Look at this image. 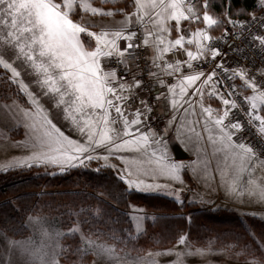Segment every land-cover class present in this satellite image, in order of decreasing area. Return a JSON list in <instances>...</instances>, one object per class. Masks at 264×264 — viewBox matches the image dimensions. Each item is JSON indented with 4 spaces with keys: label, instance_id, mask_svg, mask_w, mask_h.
<instances>
[{
    "label": "snow or ice",
    "instance_id": "snow-or-ice-1",
    "mask_svg": "<svg viewBox=\"0 0 264 264\" xmlns=\"http://www.w3.org/2000/svg\"><path fill=\"white\" fill-rule=\"evenodd\" d=\"M133 5L136 12L127 17L120 28L96 32L70 18L76 7L93 15H113L110 11L91 7L88 0H0V68L5 70L7 82L15 84L18 92L26 97L28 105L22 107L13 101L12 105H0V108L15 109L27 117L31 121L27 126L41 149L17 164L28 167L60 165L63 172L65 168H87L92 160L118 156L127 165L119 179L128 189L155 192L167 186L133 179V175L139 177L142 172L153 180L164 176L183 183L181 170L193 168L195 171L196 162L167 163L166 137L172 129L177 132L183 129L202 139L201 132L197 131L199 125L208 133L207 140L214 146V154L223 151L228 158L226 150H232L235 153L232 159L243 161L239 171L250 175L245 165L253 159L258 160L259 154L243 140L253 130L264 137V79L257 81L244 68L226 67L222 59L212 63L222 54L212 45L208 32L197 29L187 33L181 27L183 21L202 20L208 29L224 23L227 25L225 31L230 32L233 25L241 22L228 16L222 20L214 18L209 12V0H203L202 4L200 0H133ZM257 7L264 10V0H259ZM257 24L264 29V17L253 15L251 20L244 22L241 26L245 31L241 35H245L250 44L258 42L264 46V35L252 31ZM172 31L176 32L175 39L170 38ZM82 34L87 40L82 39ZM145 48L152 50L148 75L166 89L161 96L170 100L171 115L159 131L152 124L156 119L152 115V103L140 95L143 78L139 74L141 55L138 50ZM177 51L183 52L185 58L166 59L168 53ZM109 61L114 66H109ZM206 64L208 70H205ZM22 72L29 78L28 83L21 79ZM260 76L264 77V71ZM237 78L243 81L239 90L236 84L229 83ZM245 89H251L252 94L243 95ZM205 96L218 100L222 109L206 105ZM155 99L159 102L160 97ZM50 110L63 114L84 137V142L65 135L49 118ZM187 115L194 119L186 120ZM218 141L221 148L215 147ZM98 149L108 156L99 154ZM123 152L137 153L142 161L126 160L118 155ZM132 165L136 168L130 171ZM247 191L264 197V187L249 186ZM162 194L182 206L178 194L171 191ZM133 211L143 213L144 210L133 207ZM133 219L139 230L145 217L137 215ZM180 219L191 223L190 216ZM187 242L183 235L178 240L180 245ZM259 246L264 249V244ZM250 264H259L254 254Z\"/></svg>",
    "mask_w": 264,
    "mask_h": 264
},
{
    "label": "trees",
    "instance_id": "trees-1",
    "mask_svg": "<svg viewBox=\"0 0 264 264\" xmlns=\"http://www.w3.org/2000/svg\"><path fill=\"white\" fill-rule=\"evenodd\" d=\"M258 10L256 0H227V4L225 0H209V12L217 18L225 14L232 20L241 21ZM79 12V8L76 7L72 15L77 17ZM82 39L87 40L83 34ZM86 46L88 47L87 44ZM125 187L124 182L108 169L90 171L82 167L67 168L52 175L30 173L24 168L3 170L0 172V229L12 237L27 235L29 230L25 218L29 214L55 216L63 228H70L75 220L79 219L80 227L86 234L112 243L116 248H126L132 252L142 251L149 242L147 236H161L164 231L174 229L176 219L182 214L176 213L177 203L170 197L128 190ZM130 199L142 201L144 204L149 201L154 205L159 203L162 210L166 208L165 206L170 210L167 211L168 214L155 216L160 219L148 221L150 225H146V228L147 233L151 231L149 234L135 236L131 233L128 218L125 219L126 212L121 209ZM189 216L190 228L195 218H200L203 224L198 227L205 230H209V224H216L215 230L209 231L216 233L224 244L240 243L234 239L243 233L245 235L246 232L242 216L229 209L214 208L210 211L203 209ZM246 219H250L249 224L254 233L261 238L264 234V221L254 215H247ZM206 223L208 225L205 227ZM120 224L124 228H120ZM156 226H160L161 229L152 231ZM61 239L65 249L60 254L62 260L70 264H84V260L88 259V253L82 251L77 232H67ZM252 239L248 241L256 245L254 242L256 240ZM241 243L246 245L245 242ZM257 246L258 244L254 247Z\"/></svg>",
    "mask_w": 264,
    "mask_h": 264
},
{
    "label": "rangeland",
    "instance_id": "rangeland-1",
    "mask_svg": "<svg viewBox=\"0 0 264 264\" xmlns=\"http://www.w3.org/2000/svg\"><path fill=\"white\" fill-rule=\"evenodd\" d=\"M226 15L222 14L221 16L214 17L218 20H222ZM74 18L77 19L76 16ZM213 30L216 29L222 34V23H218L213 26ZM215 37L218 39L220 37ZM95 46V43H94ZM94 48V47H93ZM147 56V55H146ZM148 59V57H146ZM149 61V59H148ZM20 70V69H18ZM24 73L22 72L21 78L24 77ZM26 77V76H25ZM25 83H28V80H24ZM172 82V81H171ZM157 93V91H156ZM13 101L19 103L22 107H27L26 97L18 92V88L15 84H10L7 82V78L5 75V70L0 68V105H12ZM153 113L156 117L152 121L153 127L156 128L157 131L163 128L161 119V114L158 112L157 101L153 100ZM136 105H133L135 107ZM49 118L53 120V123L60 127L64 132V118L63 114H57L54 110L49 111ZM55 119H60V124L55 122ZM31 121L28 120L27 117L23 116V114L19 111L13 109L9 111L8 108H0V128H4V138L5 141H0V157L2 159L0 164V172L7 169H19L24 168L26 171H30V173H47V174H56L61 173L60 165H52V164H41V165H32L28 166H19L17 161H20L26 157L32 156L34 153L41 151L38 147V141L33 132L28 128V124ZM75 131L77 130L74 127ZM79 133V131H78ZM80 134V133H79ZM80 142H84V137L79 135ZM70 139L78 141V138ZM2 139V134L0 133V140ZM249 144V143H248ZM250 145V144H249ZM251 146V145H250ZM25 148L26 150H24ZM255 151V150H254ZM97 152L101 155L108 156L107 153L103 152L102 149H98ZM258 153V152H257ZM2 154V155H1ZM259 154V153H258ZM119 156H123L126 160H136L138 163L142 161V158L139 154L134 152H123L118 154ZM131 156V158L128 157ZM262 155V154H259ZM127 156V158H126ZM146 159V158H143ZM167 163H170L166 161ZM147 167V165H145ZM82 168H85L81 166ZM127 165L124 160L118 158V156H108L107 160L105 159H96L88 162L87 170L95 171V170H111L116 176L119 178L120 175L124 173ZM152 167H156L155 161H153ZM136 168V165H132L129 168L130 171H133ZM67 170V168H65ZM64 170V171H65ZM184 170H181L180 180L183 183H186V178L184 177ZM164 176H157L155 180L152 179L151 176H144L141 172L139 177L133 175V179H144L146 183H159L161 185H166V188H161L155 192L143 191L145 193H158L163 195L162 193L171 191L173 194H178L180 200L184 202V196H186L187 190L184 187H179L180 181L172 180ZM188 182V181H187ZM176 183V184H175ZM125 188L128 189L127 184L124 182ZM182 185V183L180 184ZM184 186H186L184 184ZM131 190V189H128ZM141 192V191H140ZM97 196L96 194H93ZM166 196V195H165ZM198 195L190 194L186 203L181 205L177 204V214H182L181 217H189L190 214L201 211L203 209L211 210L214 208H224L232 211H236V213L242 216V224L244 227L245 235H240L239 238L234 239V241H239L240 243H235V245L231 243H222L220 241V237L216 235V233L210 232L209 230L214 229L216 224H209V230H205L203 227L199 228L198 226L201 223L200 218L194 219V224L192 228L189 227V224L185 223V220L177 218L175 221L174 229H168L164 231V234L161 236L148 237V244L143 247L142 251L132 252L127 250L126 248H116L112 243L105 242L101 239H97L93 236L86 234L83 230L80 223V220H75L76 222L71 225L70 228H63L62 233L77 232L80 239V247L82 251L88 253V259L84 260V264H250L253 260V254L255 259L259 261V264H264V249H262L260 245L264 244V234H262L261 238L259 235L257 236L254 233L253 228L249 224L250 219H246L247 215H251L250 213H246L244 210H237L233 207H230L223 202L216 201L213 206L208 207L207 201L203 198L196 199ZM196 200V202H195ZM127 204L121 208L124 212H126V218L129 220L130 228L132 229L131 233L136 235H147L146 225H150L152 219L149 217H155L156 215L168 214L169 207L162 208L159 206V203L153 204V202L149 201L147 204H144L142 201L138 200H128ZM158 205V206H157ZM157 206V208L155 207ZM206 206V207H205ZM133 207L143 209V213H137L133 211ZM246 214V215H245ZM36 215V214H29ZM39 215V214H37ZM44 215V214H40ZM143 215L145 219L141 222V228L137 230L136 221L133 219L134 216ZM259 219L264 221V211L255 214ZM47 216V215H45ZM28 215L26 216V218ZM25 218V221H26ZM56 220L57 217H53ZM247 221H246V220ZM207 222V221H206ZM26 224V223H25ZM61 225V224H60ZM205 227L208 223L204 224ZM203 225V226H204ZM28 228V225H26ZM120 228H124L122 224H120ZM189 227V228H188ZM160 226H156L152 231L160 230ZM2 230V229H0ZM29 230V228H28ZM215 230V229H214ZM3 232V231H2ZM6 234V233H4ZM63 234V235H64ZM7 235V234H6ZM62 235V236H63ZM186 236L188 242L185 245H180L178 240L181 236ZM9 236V235H7ZM62 238V237H61ZM250 238L255 239V244L252 245ZM252 239V240H253ZM232 240V239H230ZM241 242H245L246 245H241ZM258 242V243H257ZM191 245V246H189ZM3 247V241L0 242V264H3V257L5 255ZM106 249H111V252L106 251ZM65 249L63 248L62 239L60 241V248L58 249V256L55 264H70L66 261H63L60 257V254L63 253ZM199 250V251H197ZM171 253V254H169ZM188 253H192L189 255Z\"/></svg>",
    "mask_w": 264,
    "mask_h": 264
},
{
    "label": "crops",
    "instance_id": "crops-1",
    "mask_svg": "<svg viewBox=\"0 0 264 264\" xmlns=\"http://www.w3.org/2000/svg\"><path fill=\"white\" fill-rule=\"evenodd\" d=\"M256 2L258 5L259 0H256ZM88 3H90L93 8L113 13L111 16L93 15L91 12H85L80 7H78L80 12L77 15V19L74 18V15L71 13L70 18L73 19L74 22L90 26L89 30L96 32L118 29L123 25L127 17L136 12L133 0H107V2H105V0H88ZM202 3L203 0H200V4ZM75 9L76 8H74V10ZM199 14L202 16V11ZM168 23L174 25L172 21ZM129 27H133L131 23ZM181 27L185 29L187 33L195 32L197 29H205L212 40L220 35L218 30L206 28L202 20L183 21ZM260 34L264 35V30H262ZM170 38H176L175 31L170 33ZM94 43L93 41L92 48L94 47ZM121 44H123V42H121ZM258 46L264 49V46H260L259 44ZM89 50H91V48ZM193 50L195 49L193 48ZM144 51L150 61L152 50L150 48H145ZM166 59L172 60L169 57V53ZM232 68L240 69L241 67ZM152 70L156 71L155 68ZM21 79L28 80L29 78L24 76ZM234 83L238 86V90L239 87L243 85V81L239 78H237ZM156 91L157 97H160L157 106L158 112L161 114L160 121H162L161 123L164 128L171 115L169 108L170 100L166 101L161 96V92H166V89H162L158 84L156 85ZM242 94L251 95L252 90L245 89ZM193 99L196 98L194 97ZM204 103L206 105L210 104L216 109H222L223 107L218 100L215 98L209 99L207 96L204 98ZM198 110L199 109H197V111ZM179 115L180 114L177 113L178 117ZM188 119L194 118L187 115L186 120ZM229 119H231V117ZM54 120L60 124V119L54 118ZM60 126H63L65 135L78 138L80 142V134L78 130L75 131V126L70 121L64 119V125ZM197 131L201 132L202 139H197L192 133L183 129L179 132L172 129L168 132L166 137L167 149L165 151L168 162L179 164L196 162L193 165L195 171L193 168L183 169L186 183L180 185L181 183L179 184V182H177L179 187H186L185 189L188 193L184 196L183 204L186 203L188 196L194 193L196 196L198 195L196 199L201 200L200 198H203L207 201L208 207L213 206L216 201H219L237 210H244L246 213H250L254 216H256V213L264 211V197H260L256 192L249 194L247 191V187L249 186L256 189L264 187V163H261L264 161V155H259L258 160L253 159L248 165H245L249 167L250 175L249 172H240V165L243 161L239 159L234 161L232 157H235V153L232 150H226L228 158L225 157L223 151L214 154V146L207 140L208 133L204 132L203 128L199 125H197ZM0 133L2 134V139L0 141H5L4 128H0ZM243 142L249 145L245 139ZM215 147L221 148L222 144L218 141ZM23 149L26 150L25 148ZM128 157L131 158L130 155H128ZM1 161L2 159L0 157V164L3 163ZM205 162L208 164L207 168H205ZM249 181H251V185H249ZM184 184L186 186H184ZM53 217L54 216L40 214L28 215L25 223L28 225L29 232L23 237L7 236L0 230V242L3 241V247L6 249L4 250L6 251L5 255H7L3 257V264H55L58 256V249L60 248L61 237L64 233H62L63 228L59 220Z\"/></svg>",
    "mask_w": 264,
    "mask_h": 264
},
{
    "label": "built area",
    "instance_id": "built-area-1",
    "mask_svg": "<svg viewBox=\"0 0 264 264\" xmlns=\"http://www.w3.org/2000/svg\"><path fill=\"white\" fill-rule=\"evenodd\" d=\"M255 17H264V10L260 9L255 14ZM246 17L239 21L240 24L233 25L230 28V32H226L225 28L227 25L223 23V31L218 39L211 41L212 45L221 52V57H217V60L212 63L220 62L221 59L226 67H241L248 70L250 76H255L257 81L264 79L260 76V72L264 71V50H262L256 43L250 44L249 40L245 35H241L245 29L241 26L244 22L252 19V16ZM138 27V26H136ZM260 26L257 24L252 28V31L260 34ZM141 55L139 61V74L143 78L141 95L149 100L150 103L155 101L156 92L155 86L156 81L154 78L148 75V64L150 63L146 58V54L143 49L138 50ZM170 58L172 60L183 59L185 54L183 52H170ZM109 66H114L111 61L108 62ZM205 70H208L209 65H205ZM119 74V68H117ZM171 82V78H169ZM229 83H234L230 81ZM239 99V97H237ZM135 105V104H133ZM245 131L247 126L245 125ZM245 141L249 143L253 149L259 154L264 155V137H261L258 131L253 130L244 137Z\"/></svg>",
    "mask_w": 264,
    "mask_h": 264
}]
</instances>
